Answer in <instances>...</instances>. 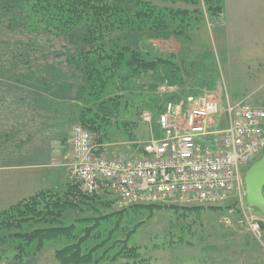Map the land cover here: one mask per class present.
Returning <instances> with one entry per match:
<instances>
[{"label": "rangeland", "instance_id": "1", "mask_svg": "<svg viewBox=\"0 0 264 264\" xmlns=\"http://www.w3.org/2000/svg\"><path fill=\"white\" fill-rule=\"evenodd\" d=\"M53 3V0H0V78L8 79L11 84H24L26 89H40L55 95L59 93L65 96V92L71 91L74 95V113L84 107L85 118L98 111L100 104L104 109L111 102L112 106L120 111V115L113 119V125L111 123L107 125L97 118V122L101 121L108 129L106 136L101 138L94 133L95 130L91 131L95 151L99 156L116 160L138 156L144 143L158 137L156 118L152 122L143 120V114L152 110L140 109L151 103L149 99L151 96H160L161 101L159 102L162 107L169 102L185 101L189 94L196 95L198 99H213L221 102L223 113L227 106L239 101H247L254 105L250 99L246 98H241L238 102L232 97H228V100L226 92L228 94L229 90H226L228 86L226 79L231 68H233L232 71H238L242 70L243 64L246 66L245 64L251 63L250 65L253 66L256 62L254 59L259 58L263 44L255 39L252 45L248 44V50L241 47L225 49L224 41L220 39L219 29H223L222 26L225 29L263 27L264 0H224V12L219 24H216L217 20L211 18L207 12L208 7L202 2L201 9L204 11L201 17L202 27L193 28L192 32L186 36L147 39L145 42L136 40L135 42L134 33H131L130 41L133 42V47H136L138 43L141 52L148 50L151 57L167 56L172 53L171 60L174 62L176 57L177 60L179 57L186 59L183 67L185 68L188 64L185 68L187 74L184 71L182 78L170 77L167 74L163 79L165 81L155 87L156 92H151L152 89L148 88L150 76L147 74L141 82L136 80L131 87L119 89L121 82H117V77L114 78L107 73V77L105 76L108 81L107 87L104 90L100 87L93 90L92 84L88 81L87 72L101 56L99 55V58L93 56L92 61L81 58L82 54L91 51L93 46L97 48V45H102L98 44L100 40L97 43H91L90 28L93 22L86 14L85 18L71 29H65L63 25L61 26L63 23L58 20V10L54 8V5L49 7ZM166 5L171 8L189 10L195 8L184 2L166 3ZM44 14H50L52 17L44 20ZM113 25H117L111 33L114 39L121 34H126L125 31L130 33L125 25L120 32L115 18ZM256 36L261 38L260 34ZM104 41L106 40L102 43H105ZM195 61L196 63L205 61L208 69L207 73H204L206 74L204 78L197 82L188 76V70L193 69L192 64ZM98 65L101 66V64ZM251 68L254 70L256 66L254 69ZM3 75L10 77H3ZM98 78L99 76L95 77V80ZM243 81L241 77L237 83L241 85ZM116 83L118 88L115 86ZM254 85L263 87L264 80L261 79ZM70 87L73 89L69 90ZM263 92L264 89L257 93L259 102L264 101V98L258 97ZM141 97H145V100ZM119 99H121L120 103L116 104V100ZM124 103L127 104L126 112L123 109ZM96 113L98 117L101 116L100 113ZM130 117H133L135 122L124 124V128L123 124L117 126L120 122L128 121ZM79 123L75 119L74 126ZM133 132H136L134 139L127 138L128 135L133 137ZM69 140L71 153V137ZM245 171L236 193L224 202L183 203L167 199L154 205L135 204L118 208L108 198L86 199L76 195L82 193L72 178L70 169L67 185L51 191L54 197L64 195L63 197L68 198L74 207L67 206L63 208L61 214L48 218L49 223L46 226L58 228L72 225L71 235H60L56 237L57 239L45 241L40 250H35V242L31 243L29 247L23 249L30 253L23 262L33 259L44 249L56 252L57 249L71 245L78 240L81 242L83 254L90 253L105 239H107L106 243L98 249L99 251L95 249L93 253L94 257H97L107 251L104 255L106 259L100 261L99 264H132L133 261L127 263V258L110 260L122 247L126 246L133 247V251L140 254L149 264H225L226 251H234L239 255V251L243 250L262 252L261 258L258 259L264 261V215L242 204V198L245 196L243 180ZM71 190L76 191L72 194ZM54 197H49V201H52ZM226 215H231L232 218L229 225L222 221ZM28 217H33V215L30 213ZM26 218L27 215L5 216V218L0 215V252H8V254L4 253L5 258L0 260V264H2L1 261L7 260L16 262L12 258L19 250L15 246H10L9 243L16 245L17 238L15 239L14 233L19 231L18 229L25 226V231L34 230L43 224L38 219L27 223L30 220ZM89 219L96 221L91 222ZM15 222L26 224L17 226ZM256 223L260 224L258 231L251 228V225ZM27 224L29 225L26 226ZM95 225L98 229L92 233L99 234L100 231L101 237L99 239L90 237L84 240L85 232L90 228L95 229ZM108 236L110 239L107 238ZM3 238H8V244L1 242ZM232 260H235V264L239 262L236 258Z\"/></svg>", "mask_w": 264, "mask_h": 264}, {"label": "built area", "instance_id": "2", "mask_svg": "<svg viewBox=\"0 0 264 264\" xmlns=\"http://www.w3.org/2000/svg\"><path fill=\"white\" fill-rule=\"evenodd\" d=\"M227 114L228 126L217 130L213 125L221 115L217 100L188 97L147 111L143 120L156 118L162 137L144 143L141 155L123 160L99 156L91 131L75 124L72 178L81 192L103 193L118 208L167 199L224 202L238 190L243 172L264 153V108L239 101L227 107ZM209 136L212 146L204 147L201 141ZM222 221L231 224V215ZM251 228L258 231L260 224Z\"/></svg>", "mask_w": 264, "mask_h": 264}, {"label": "trees", "instance_id": "3", "mask_svg": "<svg viewBox=\"0 0 264 264\" xmlns=\"http://www.w3.org/2000/svg\"><path fill=\"white\" fill-rule=\"evenodd\" d=\"M53 1L54 3L49 7L54 5V8L58 10V20L60 23H63L61 24V26L63 25L65 29H71L80 20L84 19L86 14H88V18H91L93 22L90 28V34L92 37L91 43H97L100 40V43L98 44L102 45H97V48L93 46L91 48V51L83 53L81 57L84 60L92 61L93 56L94 58L95 56L97 58H99V55L101 56V58L96 61L97 63L93 64L87 72L88 81L92 84L93 90L97 89V87H100L101 90H104L107 87L108 81L107 79H105V76L107 77L108 74L114 78L117 77V82H121L119 85V89H126L127 87H131L133 84L136 83V80L137 82H141L145 79V74H147L150 76L148 88L152 89L151 92H156L155 87L159 83L161 85V83L165 81L163 79L167 76V74H169L170 77L177 76L179 78H182V74H185L183 73L185 71V68L183 67L185 63V58L179 57V59L177 60L176 57L175 63L171 60V57L173 56L172 53L167 56H161L157 54L158 56L151 57L149 56L150 52H148V50L146 52L143 51L144 53L141 52L142 50L140 49V45L138 43L136 44V47H133V42L130 41L131 33H134L133 38L135 39V42L136 40L137 42H142V40L143 42H145V40L147 39L157 40L165 38L170 39L174 36H186L188 33L192 32L191 30L193 28L200 29L202 27L201 17L204 13V11L201 9L202 2L206 4V6L208 7L207 12H209L211 18H214L215 21L220 19L221 15L224 12V0ZM178 2L190 4L195 8L193 10H189L187 8H171L166 5V3L175 4ZM51 17L52 16H50V14H44L43 19L45 20L46 18L49 19ZM114 18L115 20L117 19V22L119 24L118 30H120V32H122V27L123 25H125L129 28L130 33H127L128 31H125L126 34H121V36H118V38L114 39L111 34L117 26L113 25ZM103 40H106L104 41L105 43H102ZM98 64H101V66H99ZM94 76H99V78L95 80ZM115 86L116 88H118L117 83L115 84ZM141 98L144 99L145 97ZM160 98V96L149 97V99H151V103H149L148 105H144V107L140 109L146 108L150 110H161L163 107L160 106ZM120 101L121 99L116 100V104H119ZM124 104L125 106H123V109L124 112H126L127 104ZM101 107L102 106L100 104L98 111H96L100 113V117L97 116L96 112H92L94 114L89 115L88 118H85L83 113L85 111L83 110L84 107L78 109V111H76L74 115L76 121L80 122V124H82L90 131L95 130L94 133L102 138L103 136H106L108 129L105 127V124L101 123V121L97 122V118H100V120L105 122L107 125H110V123L113 125V119L117 118L120 115V111H117L115 109V106H112L111 102L108 104V106L104 107V109L103 107ZM89 110L94 111V109ZM133 120L135 119L133 117H130L128 121L120 122L117 124V126H121L123 124L124 128V124L127 125L135 122ZM135 135L136 132L133 134V137L128 135L127 138L134 139ZM72 190L71 192L73 194V192L76 190ZM81 193L83 195H76H79L86 199H92L97 197L107 199V196L103 193H95L93 195L85 194L83 192ZM51 196L54 197V194L51 190H44L29 198L21 200L20 202L16 203L15 205H12L11 207L5 210L0 211V215L2 218H5V216L9 217L27 215L26 219L30 220L27 223L33 222V219H38L43 223L41 224V227L37 229L25 231L24 229L26 227L24 225L26 223L15 222L17 226H24L23 228L18 229L19 231H16L14 233V236H16L15 239L17 238L16 245H13L12 242L9 243L10 246H15V248L17 247L19 250L14 253L12 258L16 262L22 263L25 260V258L30 253L25 252L23 249L27 246L29 247V245L33 242L36 243L35 250H40L44 245L45 241L57 239L56 237L60 235H71L73 229L72 225H67L58 228H48V226H46V224L49 223L48 218H53L54 216L61 214L63 208L67 206H73V203L70 202L68 198L63 197L64 195L60 197H58L57 195V197H54L52 201H49L48 198ZM74 202L76 203L77 201ZM30 213L33 215V217H28ZM92 221L96 220L92 219L91 222ZM28 225L29 224H27L26 226ZM97 229L98 228L96 227V225L95 229L90 228L88 231L85 232L83 239L86 240L90 237H95L99 239L101 237L100 231L99 234L92 233L95 230L97 231ZM109 235H111V233H109ZM107 238L110 239V236H108ZM7 239L8 238H3L1 242L8 244ZM106 241L107 239H105L98 246H96V251L101 248V246H103ZM125 248L122 247V249L114 256H112L110 260L115 261L120 258H127V263L133 261L132 264H139L140 262H142V264H149V262L145 261L140 254L133 251V247H127L126 249ZM95 249H92L90 253L83 254V251L81 249V242L78 240V242L57 249L55 255L57 260L61 264H99L100 261L106 259L104 258V255L107 254V251H104L103 254L100 256L94 257L93 253L95 252ZM6 251L8 250L6 249ZM4 253L8 254V252H0V260L5 258Z\"/></svg>", "mask_w": 264, "mask_h": 264}, {"label": "crops", "instance_id": "4", "mask_svg": "<svg viewBox=\"0 0 264 264\" xmlns=\"http://www.w3.org/2000/svg\"><path fill=\"white\" fill-rule=\"evenodd\" d=\"M220 19L216 24L221 23ZM222 27L223 29H219L220 39L224 41L225 49L241 47L248 50V44L252 45L255 39L263 44L259 58L254 59L256 62L253 66L250 65L251 63L245 64L246 66L243 64L242 70L238 71H232L231 68L226 79L228 81L226 90H229L228 94L226 92L227 99L236 98L234 101L238 102L239 99L246 98L252 101L253 106L263 108L264 101L257 100V93L264 89V85L260 87L255 86L254 83L264 80V26L259 29ZM257 34H260L261 38H257ZM196 62L192 64L193 69L188 70V76L197 82L204 78L206 75L204 73H207L208 69L205 61ZM251 67L255 69L252 70ZM3 77L10 76L3 75ZM241 77L244 81L240 85L237 81ZM8 81L0 78V211L44 190L59 189L67 185L71 155L69 139L75 123L74 95L71 91L65 92V96L59 93L55 95L40 89H26L24 84H11ZM72 89L70 87L69 90ZM188 97H196V95L189 94ZM258 97L264 98V92ZM228 124L227 108L223 113L221 105V115L213 122L214 129H224ZM156 128L158 137H162L158 125ZM212 141L213 137L209 136L201 142L207 147ZM239 252L237 255L234 251H226L227 259L224 263L235 264V260L232 259L236 258L239 259L238 264H264V261L258 259L261 258L262 252L255 253L253 250ZM1 263L60 264L55 252L50 249H44L27 262L17 263L7 260Z\"/></svg>", "mask_w": 264, "mask_h": 264}, {"label": "water", "instance_id": "5", "mask_svg": "<svg viewBox=\"0 0 264 264\" xmlns=\"http://www.w3.org/2000/svg\"><path fill=\"white\" fill-rule=\"evenodd\" d=\"M244 182L243 205L264 215V154L247 170Z\"/></svg>", "mask_w": 264, "mask_h": 264}]
</instances>
